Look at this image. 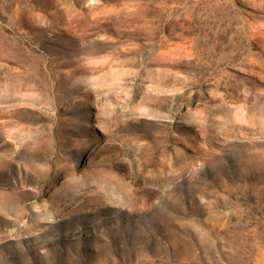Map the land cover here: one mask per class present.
Segmentation results:
<instances>
[{
	"label": "rangeland",
	"instance_id": "1",
	"mask_svg": "<svg viewBox=\"0 0 264 264\" xmlns=\"http://www.w3.org/2000/svg\"><path fill=\"white\" fill-rule=\"evenodd\" d=\"M0 264H264V0H0Z\"/></svg>",
	"mask_w": 264,
	"mask_h": 264
}]
</instances>
